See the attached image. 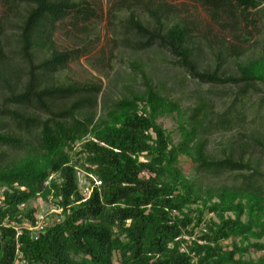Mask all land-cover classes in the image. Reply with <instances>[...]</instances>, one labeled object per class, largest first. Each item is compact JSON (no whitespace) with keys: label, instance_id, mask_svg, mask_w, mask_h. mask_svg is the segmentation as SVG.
<instances>
[{"label":"trees","instance_id":"1","mask_svg":"<svg viewBox=\"0 0 264 264\" xmlns=\"http://www.w3.org/2000/svg\"><path fill=\"white\" fill-rule=\"evenodd\" d=\"M192 1L218 33L165 0H115L108 10L113 46L163 51L171 59L160 60L208 85L182 106L143 72L142 88L117 98L99 79L64 74L98 42L90 0H0V264H264V169L254 157L255 147L264 154V114L249 119L245 98L264 88V0ZM57 33L80 47L61 48ZM163 116L176 118V142ZM247 123L221 157L209 151L210 136ZM182 156L200 173L233 179L203 190L182 173ZM76 170L86 173V197ZM48 194L59 218L24 228L37 216L21 206Z\"/></svg>","mask_w":264,"mask_h":264},{"label":"rangeland","instance_id":"2","mask_svg":"<svg viewBox=\"0 0 264 264\" xmlns=\"http://www.w3.org/2000/svg\"><path fill=\"white\" fill-rule=\"evenodd\" d=\"M92 4L98 9L100 14V20L97 23L93 24L94 32L98 35V42H96L94 48L87 53L79 57L74 61L68 63L67 68L65 69L64 74L73 80H101L103 85V91L112 98H117L125 92V88L138 89L142 88L140 83L142 81V72L153 82L161 84L164 87L166 93L172 99L179 100L182 106L189 104L187 96L192 93L193 89L202 88L206 89L207 84L197 83L195 80L189 79L185 75L183 70L179 67L172 66L166 62L160 60V57L164 60L171 59L170 56L165 52H158L157 55L140 52L138 54H130V51L119 46H113L111 39L116 36L113 34L112 29L113 25L109 22L110 17L108 15V10L110 5L115 0H90ZM168 3L175 5L179 10L182 16L186 19L194 21V23L202 30H209L212 34L218 33V28L210 21L206 12L203 8L196 2L192 0H165ZM261 25V23H259ZM262 26V25H261ZM222 35L221 33H219ZM262 29L257 33L256 38L260 39L262 37ZM229 37V36H226ZM57 44L63 48H78L80 44L73 41L69 36H65L64 33H57L55 36ZM246 47V52H250L254 49L252 43L244 45ZM109 51H112L113 58L109 61ZM103 53V59L99 62L96 59ZM138 63V71L135 72L133 65ZM110 64V66H109ZM225 88L230 92V90H236L237 86H220L219 88ZM251 92V91H250ZM252 93V92H251ZM248 94L246 101H248V114L249 119L251 115L255 114L260 116L264 114V101H262L261 108L258 109V113L255 111L258 108V104L261 97H264V88L261 87V90L254 92L256 94ZM233 95L226 94L223 97L225 104L231 101ZM259 114V115H257ZM261 117V116H260ZM249 119L247 122H249ZM261 121H264V118L261 117ZM157 122L164 128L166 131L170 132L173 138V141L176 142L179 138V133L177 129V121L173 116H163L158 118ZM260 120L255 118V124H258ZM250 126H253V123L245 124L243 129H233L226 132L215 133L209 138V151L216 157H221L222 147L225 145V142L228 139H238L242 137L240 134H247ZM244 140V138L242 137ZM78 147V146H77ZM78 149V148H76ZM257 147H255L254 157H258L260 161V168L264 169V154L257 152ZM7 154L11 155V151L6 150ZM179 167L187 177L195 179L197 185L201 189H206L208 187H217L222 184L230 183L233 177L227 174H224L220 177L213 176L210 173H200L195 170L194 165L185 158L180 157ZM76 176L78 180V187L80 192L84 197L88 195V180L86 173L83 170H76ZM3 188H0V198ZM56 198L52 194H48L46 197L36 196L31 199L24 206H21L22 211L33 207L35 208V215L45 214V223H53V221L59 218L60 209L54 204ZM209 219H214L213 215L208 214L205 216V221ZM228 241H225V243ZM258 253H250L251 257L257 256ZM18 261L16 264H19Z\"/></svg>","mask_w":264,"mask_h":264},{"label":"built area","instance_id":"3","mask_svg":"<svg viewBox=\"0 0 264 264\" xmlns=\"http://www.w3.org/2000/svg\"><path fill=\"white\" fill-rule=\"evenodd\" d=\"M45 214H39L33 224L28 223V222H24L22 224V226L28 230H34V231L42 230L44 227V224H45V217H46ZM200 230L204 231L205 229L201 226ZM19 233H20V231L17 232V234H19ZM34 237L37 238V235H35ZM183 237L188 239V236H183ZM19 264H23V262L20 261Z\"/></svg>","mask_w":264,"mask_h":264}]
</instances>
